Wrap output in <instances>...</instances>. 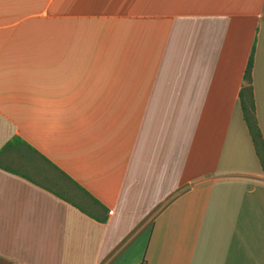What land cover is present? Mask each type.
<instances>
[{"label": "crops", "instance_id": "0c3cea01", "mask_svg": "<svg viewBox=\"0 0 264 264\" xmlns=\"http://www.w3.org/2000/svg\"><path fill=\"white\" fill-rule=\"evenodd\" d=\"M264 0H0V264H264L239 89Z\"/></svg>", "mask_w": 264, "mask_h": 264}, {"label": "trees", "instance_id": "16d2710c", "mask_svg": "<svg viewBox=\"0 0 264 264\" xmlns=\"http://www.w3.org/2000/svg\"><path fill=\"white\" fill-rule=\"evenodd\" d=\"M253 53L250 54L243 74V83L239 89L238 100L243 120L250 135L255 154L264 172V140L258 126L252 86Z\"/></svg>", "mask_w": 264, "mask_h": 264}]
</instances>
